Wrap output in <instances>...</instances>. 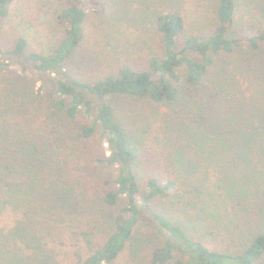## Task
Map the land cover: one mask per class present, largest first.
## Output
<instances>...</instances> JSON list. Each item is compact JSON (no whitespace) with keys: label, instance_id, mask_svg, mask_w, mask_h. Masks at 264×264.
Instances as JSON below:
<instances>
[{"label":"rangeland","instance_id":"374dc122","mask_svg":"<svg viewBox=\"0 0 264 264\" xmlns=\"http://www.w3.org/2000/svg\"><path fill=\"white\" fill-rule=\"evenodd\" d=\"M102 1L106 4L105 11L87 17L85 37L65 62L69 75L79 80L114 73L121 62H128L138 69L148 68L149 58L162 54L161 37L155 27V15L161 11L179 9L186 18L187 35L206 34L215 24L216 0ZM68 3V0H15L0 27V49L5 52L23 36L29 50L52 51L64 33L63 25L55 20V10ZM237 11L231 37L252 35L257 25H264V0H237ZM107 33L108 39L104 36ZM3 53H0V163L9 162V152H15L17 143L25 139L26 130H21L22 126L23 130L25 128V119L41 127V116L34 111L32 101L25 97L26 88L30 92L42 87L48 93L53 85L50 79L35 72L24 57H8ZM213 58L210 68L215 71L198 88L184 84L180 69L182 77L176 85L178 95L174 101L153 102L126 95L109 97L106 101L112 104L130 140L139 148L136 169L142 186L151 176L159 180L170 177L179 182L180 195L173 192L167 197L151 199L147 210L159 212L181 224L189 235L204 241L210 248L239 252L264 228V43L257 50L235 46L232 51L220 52ZM189 90L193 92L191 95ZM207 91H214L225 99L211 104L214 124L219 125V131L214 135L217 145L210 148L213 151L209 155L199 156L198 160H194L192 154L191 161L199 169L192 167L184 174L183 157L179 159L176 154V159L169 157L175 144L171 135L189 137L190 129L195 131L193 121L189 119L200 120L203 112H207L201 103ZM252 123L261 128L263 136L260 134L258 139L263 144L262 147L253 144L249 150L245 135L248 129L255 133ZM234 136L242 139L241 144L249 153L246 163L233 147L226 152L224 145L221 146L229 139L234 145ZM95 144L97 149L91 148L87 165L100 178H109L114 175V167L96 159L108 154L106 145L101 146L96 141ZM183 156L190 157L185 150ZM176 167L182 170H176ZM7 181H11V177L7 176ZM4 186V181L0 180V232H3L0 249L5 250L0 264H28L31 254L25 241L8 233L21 212L10 201L7 191H3ZM99 188L97 191L92 188L94 194L85 195L81 202L80 224L83 227L95 224L97 230L93 240L102 238L110 224L108 213L103 215L104 209L103 213L97 211L100 207L95 198L101 191ZM23 228L27 236L40 234L36 227ZM58 230L61 229L54 232ZM65 233L63 231L60 236ZM54 237L58 238V235ZM161 239L162 234L152 223L141 224L131 245L112 264H148V248ZM257 264H264V258Z\"/></svg>","mask_w":264,"mask_h":264},{"label":"trees","instance_id":"16d2710c","mask_svg":"<svg viewBox=\"0 0 264 264\" xmlns=\"http://www.w3.org/2000/svg\"><path fill=\"white\" fill-rule=\"evenodd\" d=\"M14 1L0 0V27L9 16ZM68 2V5L55 10V20L63 25L64 33L52 51L43 53L29 50L27 39L23 36L18 37L5 52L0 49V53L4 52L8 57H24L35 72L53 83L48 93L42 87L31 89L30 92L26 88L25 97L32 101L34 111L41 116L42 129L39 124L34 125L25 119V128L23 130L22 126L21 129L26 130L25 139L17 143L15 152L7 151L9 162L5 160L0 163V180L5 184L3 191H7L10 201L24 218L16 217L8 233L12 232L11 236H18L22 242L25 241L31 254L28 264H112L131 245L140 225L147 222L152 223L162 234L160 242L148 248V264L260 262L264 258V228L239 252H230L210 248L204 241L189 235L181 224L172 222L159 212L150 213L147 210L151 199L167 197L173 192L176 196L180 195L179 182L170 177L159 180L151 176L142 186L136 169L139 148L130 140L123 123L116 117L112 104L106 98L126 95L147 98L153 102L174 101L178 95L176 85L182 76L184 84L197 88L204 80L210 79L209 75L215 71V68H210L215 55L230 52L235 46L257 50L264 43V25H257L252 35L231 37L238 14L237 0H216L215 24L209 32L187 35L184 14L179 9L169 8L155 15L162 54L150 57L148 68L138 69L128 62H121L116 72L84 81L69 75L65 62L85 37L87 17L103 13L106 4L102 0ZM104 36L108 39L109 33ZM180 69L183 70L182 76ZM189 92L190 95L193 93L191 90ZM218 99L221 97L216 92L207 91L201 100L207 112H203L200 120L189 119L193 121L195 131L190 129L189 137L171 135V139L175 138V141L172 139L175 144L169 157L176 159L175 154L179 155V159L183 157L184 174L192 167L199 169L191 161L192 154L194 160H198L199 156L209 155L213 151L210 148L217 145L214 135L218 133L219 125L214 124L212 105ZM26 111L29 112L28 109ZM17 125L21 126V123L17 122ZM252 127L255 133L248 129L245 135L249 140V150L253 144L260 147L263 144L258 139L262 135L261 128L254 123ZM237 139L234 136V145L229 139L221 146L224 145L226 152L233 147L246 163L249 153L243 148L242 139ZM95 141L101 146L106 145L108 154L96 159L114 167L112 177L102 179L87 165L86 158L91 148L97 149ZM184 150L189 158L183 156ZM12 160L16 163H12ZM176 170L182 169L176 167ZM7 176L11 177V181H7ZM99 187L101 191L95 199L100 208H96L101 213L104 209L103 215L108 213L110 224L101 240H93L97 230L95 224L84 227L80 224L81 202L85 200V195L94 194L92 188L97 191ZM23 226L36 227L40 231L39 236H27ZM73 226L75 228L71 230ZM57 228L61 230L56 233L54 231ZM63 231L65 235L60 236ZM1 233L0 239L3 238ZM54 235H58V238ZM4 252L1 248L0 257Z\"/></svg>","mask_w":264,"mask_h":264}]
</instances>
